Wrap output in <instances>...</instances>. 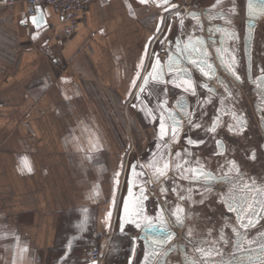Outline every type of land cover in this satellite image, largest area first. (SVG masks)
<instances>
[{
  "label": "crops",
  "instance_id": "0c3cea01",
  "mask_svg": "<svg viewBox=\"0 0 264 264\" xmlns=\"http://www.w3.org/2000/svg\"><path fill=\"white\" fill-rule=\"evenodd\" d=\"M158 13L139 0H98L65 34L69 20L51 6L39 28L25 3L0 8V68L9 72L0 75V264H91L94 245L109 247L106 264H128L132 240L118 233L117 217L130 152L146 137L128 93Z\"/></svg>",
  "mask_w": 264,
  "mask_h": 264
},
{
  "label": "water",
  "instance_id": "95a60500",
  "mask_svg": "<svg viewBox=\"0 0 264 264\" xmlns=\"http://www.w3.org/2000/svg\"><path fill=\"white\" fill-rule=\"evenodd\" d=\"M206 2L207 4L205 5L195 2L192 4L191 9L180 11L182 14L196 11L201 14V19L204 23V31L193 33L191 31V26L195 21H191L185 16L183 38L186 42L188 35L201 36L206 45H212L209 52L213 55L214 59L210 62L216 65V75L208 78L202 77L198 72H192L193 77L199 85L197 88V97H192L191 94H185L182 90L176 89V92L170 93L171 96L167 97L168 100H171V104L168 107L173 109L177 117L182 120L184 125L183 130L189 131L188 120L184 118L183 112L180 111L176 103L180 95H185V104L189 111H193L196 108L197 99H213L216 101L222 98L224 103L205 105L206 115L203 117H199V113H196V116L199 117L198 122H201L205 127H210V120L215 119L216 115H220L221 123L218 125V134L206 135L203 128L189 132V135L193 137L203 138L206 141V146H201L198 149L188 146V150L189 152H194L196 156L201 159L206 170L220 175L221 172L218 164H224V159L212 155L213 149L215 148L218 152L223 153V157L237 162L240 172L244 174L242 177L244 181L248 183L255 181L258 187H264V80L259 79L261 75H264V73L260 72V69L264 68V0H251L253 5L251 14H249L247 9L248 0H221L219 4H217V0H206ZM233 4H235V8H233ZM233 12L238 13V15H233ZM37 15L39 14L37 13ZM209 16L215 17V19L210 20ZM178 19L179 18L176 17L175 14L172 15L169 21L171 32L169 33L167 31L165 35L167 40H172L174 37L182 35L178 27ZM229 20L231 21L230 26L227 23ZM216 27L224 29V34L215 32ZM232 31L238 34L235 39H233L230 34ZM165 37L163 40H165ZM167 47V43H165L164 47L159 43L155 50V52L160 54L161 61L165 64L166 74L167 56L169 54L165 50ZM216 47H223L231 51L235 56L238 62L237 73L242 80H237L235 76L226 71L224 65L221 63V54L215 52ZM196 55H194L193 58H196ZM227 58L226 52L224 54V59ZM199 59L202 61L204 57L199 56ZM189 64L190 62L187 59H182V67H189ZM192 68H194V66H191L190 72ZM144 74L146 75V73ZM217 77H219V79ZM221 81H224V83H221ZM205 82L211 87H214L217 91L205 95L207 89L200 87ZM226 87L231 90L230 96L226 91ZM156 94L157 93L154 95L156 96ZM143 98L147 104H150L147 92L144 94ZM152 103L155 105V100L152 99ZM133 105H136L135 108L139 116H141L140 101L137 100L135 96L132 106ZM240 119L246 121V126L244 128L239 127ZM152 124L154 123L152 122ZM233 124L236 125V127L233 128L232 131H229L228 125ZM145 126L148 127L150 140L140 154L133 155L129 166L137 162L143 164L145 161L149 160L151 154L156 151L154 145L158 142L156 137L157 125L155 124L151 127L147 124ZM218 140L224 142V149H220L219 145L215 143ZM181 144H186V141L182 140ZM175 150L178 149L173 145V151ZM253 150L256 155L255 159L251 158ZM187 158L188 157H186V159ZM193 166H195V164H193ZM231 175L235 177L237 173L233 171ZM128 179L129 176L127 172L122 200L128 198ZM134 183L140 185L141 181L135 180ZM178 183H181L184 189L189 187L187 181ZM235 183L239 184L240 181L237 180ZM206 184L207 188L197 185L196 187L198 190L194 193L197 201H199L201 194H203L204 202L192 203L189 201L183 204L185 212L181 215L182 217L186 215L184 226L172 225L171 231L176 232L178 234L177 237L169 241L166 245L155 246L157 256L152 258L151 264H197L203 257L196 249L199 247H208L207 244H202L201 241H216L214 247L220 249L223 254L222 257H215L216 259H223L224 261L230 262V264H264V258H262L264 257V252L260 249L259 243L253 245L247 251L239 252L235 249L236 238L232 225L233 222H236V213H228L227 203L232 202L234 206H238L239 203L243 202L245 192L241 190L242 185L241 187L233 188L232 184L216 180L208 181ZM147 187L150 197L147 202L148 213L154 215L152 200L156 199L159 194L155 191L154 185H148ZM208 189H211L210 194ZM248 195L256 196L257 192L253 191L248 193ZM139 196V190L133 188V201ZM229 196L233 197V200L229 201ZM162 206L167 208L165 205ZM121 207L122 201L120 208ZM121 216L122 212L119 210L117 231L120 234L130 235L132 240L128 264H144V256L146 252L150 250L149 245L145 243L144 232L142 229H136L130 223L125 224L123 231H121ZM164 216L165 219L169 221V224H171L167 211H165ZM253 219H259L255 227L246 230L241 229V232H246L247 240L257 239L260 243H264V239L258 236V232H264V217H253ZM236 226L239 227L238 222H236ZM189 228L192 230V237L190 238L192 241L191 243H189L188 239H179V236L185 234ZM221 229H223V231H221ZM209 230H211V235H209ZM225 234L230 237V242L228 244H224L221 239ZM166 235V231L157 225L154 231L150 230L149 240L157 238L164 239ZM247 240L244 241L245 248H248ZM171 245H175V247H171ZM170 247L171 250L168 251ZM165 251L168 252L167 255L163 254Z\"/></svg>",
  "mask_w": 264,
  "mask_h": 264
},
{
  "label": "snow or ice",
  "instance_id": "6c2138e0",
  "mask_svg": "<svg viewBox=\"0 0 264 264\" xmlns=\"http://www.w3.org/2000/svg\"><path fill=\"white\" fill-rule=\"evenodd\" d=\"M221 0H217L219 4ZM140 4H154L160 12L165 15H159V23L155 32L158 35H162L165 29L163 28L167 16L175 14L178 17V27L182 33L181 36L174 37L172 40L160 41L161 46L164 47L167 43L168 47L165 49L169 54L167 56V74L165 72V64L161 61L160 54L158 52L149 53L146 47L140 63L137 65V72L135 77L131 81V87L133 89H138L135 92H129L130 97L135 96L137 100L140 101L141 111L151 119V121L157 125L156 137L158 142L154 145L156 151L151 154V158L145 161L143 164L137 162L131 164L127 169L129 179L127 183L129 187L127 189L128 198L122 200V207L119 209L122 212L120 219L121 228L123 231L125 224H132L136 229H142L144 232L145 243L149 245V251L146 252L144 256V264H151L153 257L157 256L156 245L163 246L172 241L177 237V233L171 231L172 225L183 227L186 219V215L182 217V213L185 212L183 207L184 203L191 201L192 203H203L204 197L201 194L199 201L195 199L194 193L197 192V185L201 187H206V182L216 180L219 182H225L232 184L233 188L241 187V190L245 192L243 202L239 203L238 206H234V203H227L228 213H236V222H238L239 227L236 226V222H233L232 228L235 231V249L236 251L243 252L247 251L253 245L259 243V247L264 252V243H260L257 239L247 240L246 232L242 233L241 229H248L255 227V224L259 222V219H253V217H264V187H258L255 181L248 183L242 179L243 173L240 172L239 165L235 160H228L223 157L222 152H218L215 148L213 149L212 155L218 156L224 159V164H218L221 174L216 175L210 170H206L204 163L201 159L196 156L194 152H189L188 146L193 148H200L201 146H206V141L200 137H193L189 135V132L193 130H200L203 128L206 135L218 134V125L221 123L220 115H216L215 119L210 120V127H205L199 121V117L206 115L205 105H214L216 103H224L222 98L214 101L213 99H197L196 108L193 111H189L185 104V95H180L179 100L176 101L180 111L183 112L184 118L188 120L189 131H184V125L180 118L177 117L175 111L168 107L167 101V86L170 85L176 89L182 90L185 94H191L192 97H197L198 84L196 79L193 77L192 72H198L202 77L211 78L216 75V65L210 61L214 59L213 55L209 52L212 45H206L205 41L201 36L188 35L185 42L183 38V32L185 28V16H187L191 21H195L191 26V31L193 33L197 31H204V23L201 19V14L196 11H192L186 14H182L179 11V5L172 3V0H139ZM131 7V5H129ZM235 8V4H233ZM252 2L248 0L247 9L249 14L252 12ZM37 13L39 15H33L30 17L31 23L37 28L40 27L41 23L44 22V17L42 14V9L40 6H36ZM232 11V10H229ZM233 15H238V13L233 12ZM209 19H215V17L209 16ZM22 24H27L28 19H21ZM229 26L231 21H227ZM169 33L171 32V25L166 29ZM215 32L224 34V29L220 27L215 28ZM235 39L238 34L234 31L230 33ZM39 36L37 32L32 38L36 39ZM152 39H157L154 36ZM151 42V41H150ZM215 52L221 54V63L227 72H230L237 80H242V78L237 73V64L235 56L231 51L226 50L223 47H216ZM227 52V59H224V54ZM198 54V55H196ZM196 55V58H193ZM199 56H203L204 59L201 61ZM147 59L150 62V70L145 67L144 60ZM182 59H187L190 64L189 67H182ZM191 66L194 68L191 69ZM261 73H264V68L260 69ZM146 73V75L144 74ZM167 76V78H166ZM219 79V77H217ZM259 79L264 80V75H261ZM142 81V83H138ZM224 83V81H221ZM164 85L165 88V98L161 99L159 95H156L157 103L154 107H149L144 100V94L147 92L149 96L155 94V88L157 86ZM203 89H207L205 95L216 92L214 87H211L207 82L202 86ZM149 89H152L149 91ZM228 95H231V90L226 87ZM219 96V94H218ZM65 99H71V97L65 96ZM134 107L136 105H133ZM199 113V117L196 113ZM195 117V118H194ZM239 119V117L237 116ZM246 126V121L243 119L239 120V127L244 128ZM236 125H228V130L232 131ZM186 141V144L182 145L181 141ZM220 149H224L225 145L223 141H216ZM173 145L176 146L178 150L173 151ZM101 145L98 141L93 146L94 151H98ZM186 157H188L186 159ZM91 159V157H88ZM251 158L255 159V151H252ZM195 164V166H193ZM24 167L31 171L32 168L28 163L27 157L24 158ZM22 171L24 169H21ZM121 170H123V163H121ZM235 171L237 175L233 177L231 174ZM121 172L118 171L114 175V188L119 186V178ZM135 180H140L141 184L137 185L134 183ZM240 181L236 184L235 181ZM187 181L189 187L184 189L181 183ZM204 182V183H202ZM148 185H154L155 191L159 196L152 200L154 205L153 213L150 215L148 213V204L150 197L148 195ZM133 188H137L140 192V196L136 197L133 201ZM209 194L211 189H208ZM253 191L257 192L256 196H249L248 193ZM223 198V197H221ZM228 200H233V197L229 196ZM162 205L167 206V208ZM113 206L116 207L115 199L113 197ZM259 210V211H258ZM167 211L168 216L171 220L165 219L164 213ZM112 210H108L106 213L105 226L109 229L111 228ZM159 225L163 228L167 235L164 239H154L149 240L150 230H155ZM226 227V225H225ZM86 228L85 224L81 225V229ZM223 231V229H221ZM209 235H211V230H209ZM258 236L264 239V232H258ZM192 230L189 228L185 234L180 235L179 239H188L191 243ZM224 244L230 242V237L226 234L221 237ZM16 247L19 248V237H15ZM247 240L248 248L244 247V241ZM202 244H207L208 247H199L196 251L203 257V259L197 264H230V262L224 261L223 259H216L215 257H222V252L220 249L214 247L216 241H201ZM175 247V245H171ZM171 247L168 251L171 250ZM72 244L69 243L68 250L70 251ZM21 252H27V247L20 248ZM167 255L168 252L163 253ZM264 258V257H262ZM91 264H98L96 260L91 261Z\"/></svg>",
  "mask_w": 264,
  "mask_h": 264
},
{
  "label": "built area",
  "instance_id": "2783aa9c",
  "mask_svg": "<svg viewBox=\"0 0 264 264\" xmlns=\"http://www.w3.org/2000/svg\"><path fill=\"white\" fill-rule=\"evenodd\" d=\"M96 1L98 0H0V8L13 10L18 2H23L26 5V13L30 18L33 15H37V5L41 8L44 6H51L61 17L69 20V26L65 28L64 32L65 34H70L78 29L81 15L85 12L86 8ZM177 5H179V11L189 10L192 7V1L180 0ZM57 63L61 64L62 59L58 58ZM8 74L9 72L6 71V69L0 68L1 76L5 77L8 76ZM86 253L90 263L91 261L96 260L98 264H106L109 247L94 245L89 247Z\"/></svg>",
  "mask_w": 264,
  "mask_h": 264
},
{
  "label": "flooded vegetation",
  "instance_id": "af4514ba",
  "mask_svg": "<svg viewBox=\"0 0 264 264\" xmlns=\"http://www.w3.org/2000/svg\"><path fill=\"white\" fill-rule=\"evenodd\" d=\"M174 14V13H173ZM173 14H171V15H169V16H167V19H166V25H165V27H164V29H165V31L163 32V34L162 35H158L156 32L153 34V36L151 37V39H150V43H149V46H148V49H150V46L152 45V43H153V47H152V50H151V52H155V50L157 49V47H158V45H159V43H160V41H162L163 39H164V37H165V35H166V29H167V24L169 23V21H170V19L172 18V15ZM154 36H158L157 37V39H152ZM146 68H148L149 70H150V62H148V65H147V67ZM139 83H141V81H139ZM165 88V86L164 85H161V86H157L156 88H155V90H156V92L155 93H157L156 95H159L160 96V98L161 99H164L165 98V93H164V89ZM152 89H149V91H151ZM136 91H137V89H136ZM172 92H176V88H173L172 86H170V85H168L167 86V96H166V98L167 97H170L171 96V94L170 93H172ZM152 99L153 100H155V103H157V101H156V96L155 95H152V96H149V102H150V104H148L149 105V107H153L154 106V103H152ZM167 101H168V106L171 104V100L169 99H167ZM133 102H134V97H133V99H132V101H131V106H132V104H133ZM132 108L137 112V109L135 108V107H133L132 106ZM140 112H141V116H139L141 119H142V122L144 123V125H147V124H149L151 127H153V125H155V124H152V121H151V119L145 114V112H143V111H141V108H140ZM137 114H138V112H137ZM139 115V114H138ZM146 123V124H145ZM146 127V126H145ZM147 129H148V127H146ZM148 135H149V132H148ZM149 140H150V136H149ZM134 152V148H132V150H131V153H133ZM133 157V156H132ZM132 157H131V160H132ZM131 162V161H130Z\"/></svg>",
  "mask_w": 264,
  "mask_h": 264
},
{
  "label": "rangeland",
  "instance_id": "374dc122",
  "mask_svg": "<svg viewBox=\"0 0 264 264\" xmlns=\"http://www.w3.org/2000/svg\"><path fill=\"white\" fill-rule=\"evenodd\" d=\"M177 1H180V0H177ZM191 1H192V4L195 3V2L198 3V4H201V5L207 4L206 0H191ZM168 25H169V23L167 24V27H168ZM143 129H144V137L146 136L145 137V142H143L139 147H138V144H136V147H135L136 149L132 153L133 155L140 154L145 149V147L148 144V141H149L148 129L145 128V125L144 124H143ZM129 249H130V247H129ZM126 254H127V252H126Z\"/></svg>",
  "mask_w": 264,
  "mask_h": 264
},
{
  "label": "trees",
  "instance_id": "16d2710c",
  "mask_svg": "<svg viewBox=\"0 0 264 264\" xmlns=\"http://www.w3.org/2000/svg\"><path fill=\"white\" fill-rule=\"evenodd\" d=\"M127 246V241L125 238H119V241L117 242V247L123 251V249H125V247ZM121 251V252H122ZM110 253V250H109ZM109 257V254H108Z\"/></svg>",
  "mask_w": 264,
  "mask_h": 264
}]
</instances>
